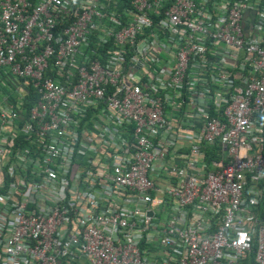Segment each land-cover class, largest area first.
I'll return each instance as SVG.
<instances>
[{"label": "built area", "instance_id": "obj_1", "mask_svg": "<svg viewBox=\"0 0 264 264\" xmlns=\"http://www.w3.org/2000/svg\"><path fill=\"white\" fill-rule=\"evenodd\" d=\"M0 264H264V0H0Z\"/></svg>", "mask_w": 264, "mask_h": 264}]
</instances>
